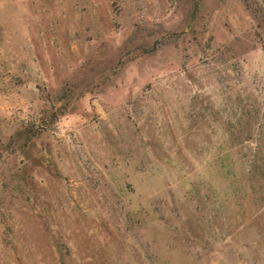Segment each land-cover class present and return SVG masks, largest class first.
I'll return each instance as SVG.
<instances>
[{
	"label": "rangeland",
	"instance_id": "rangeland-1",
	"mask_svg": "<svg viewBox=\"0 0 264 264\" xmlns=\"http://www.w3.org/2000/svg\"><path fill=\"white\" fill-rule=\"evenodd\" d=\"M0 264H264V0H0Z\"/></svg>",
	"mask_w": 264,
	"mask_h": 264
}]
</instances>
